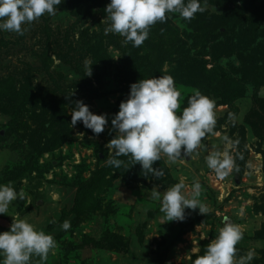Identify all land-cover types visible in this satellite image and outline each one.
<instances>
[{
  "label": "rangeland",
  "instance_id": "1",
  "mask_svg": "<svg viewBox=\"0 0 264 264\" xmlns=\"http://www.w3.org/2000/svg\"><path fill=\"white\" fill-rule=\"evenodd\" d=\"M90 2L92 6L88 13L82 11V18L77 6L63 0L55 16L45 13L23 25L22 36L0 31V42H4L0 46V80L16 74L18 89L17 93L5 89L4 94L0 90V132H4L0 138V184H10L18 193L22 190L25 197L13 201L7 214H0V232L10 230L16 217L53 235L57 246L44 264H193L227 219L244 234L236 245L237 264L249 251L255 257L251 264H264V139L248 124L252 110L263 112L264 56L260 54L255 62L261 82L251 79L246 84L247 94L236 99L233 108L222 93L209 89L208 80L214 69L243 79L242 56H247L246 51L264 50V0H255L252 8L238 12L244 27L250 29L246 34L241 35L238 26L239 35H233L231 44L223 45L219 42L223 38L218 37L198 45V60L194 51L192 58L173 47L161 56L160 71H149L137 51H149L150 41L157 42L153 38L157 31H165L161 26L169 28L162 35L166 40L177 31L187 45L197 44L183 18L168 13L167 21L151 26L148 38L138 48L131 42L125 45L119 34H104L110 24L105 10L110 0ZM234 4L240 6L242 1ZM211 7L219 8L206 5V9ZM86 61L92 64L91 76ZM169 75L181 93L178 114L196 90L215 101L214 131L219 135L207 134L191 157L175 163L162 154L153 165L164 171L159 179L144 176L141 164H134L130 156L119 157L123 161L119 169L109 166L108 142L116 135L111 120L121 101L128 98L130 85ZM8 99L15 110L5 108ZM78 100L95 114H107L109 123L103 133L94 134L82 122L71 126L70 113ZM8 131L12 134L7 138ZM59 135L63 141L57 146L53 140ZM224 136L239 140V144L229 147ZM41 141L43 149L38 150L36 144ZM217 150L229 151L239 173L217 178L206 163L207 155ZM181 179L189 198L194 182L201 183L199 199L209 212L186 209L183 221H167L160 200L152 193L160 191L162 197ZM65 220L71 222L68 230L61 227ZM204 234L207 237L201 239ZM31 264L41 262L33 257Z\"/></svg>",
  "mask_w": 264,
  "mask_h": 264
},
{
  "label": "clouds",
  "instance_id": "2",
  "mask_svg": "<svg viewBox=\"0 0 264 264\" xmlns=\"http://www.w3.org/2000/svg\"><path fill=\"white\" fill-rule=\"evenodd\" d=\"M63 0H0V31L14 32L24 35L23 25L39 20L45 13L55 16L57 6ZM107 19L110 21L104 34H119L124 37L123 43L129 42L140 47L148 38L151 26L157 22H166L168 13L178 14L191 21L195 15L206 11L200 0H110L106 5ZM87 75H92L91 63L85 62ZM73 95L71 93L69 98ZM181 93L176 88L172 76H159L140 79L130 85V94L121 101L118 113L111 120L116 135L108 142L111 157L107 164L119 169L122 156H130L141 164L144 176L149 174L156 178L164 176L161 168H154V162L160 161L162 154L168 157L169 163L185 157L201 145V141L209 133H216V104L213 99L196 90L188 98L187 106L180 109ZM71 114V126L79 122L91 129L96 135L104 132L109 123L107 114H95L82 100L74 102ZM233 114L230 113V118ZM223 141L235 148L239 140L233 141L224 136ZM243 159V156H240ZM207 166L214 171L217 178L225 179L234 171L239 173L235 158L229 151H213L206 157ZM133 164V165H134ZM183 179L170 187L161 197L160 191L153 192V198L160 200V211L167 221L185 219L186 209L199 208L200 213L207 214L209 208L199 199L202 185L195 181L191 198L184 194ZM24 199L10 184H0V214H7L9 205L17 199ZM55 222V221H53ZM63 230L71 228V222L65 220ZM239 225L224 221L218 235L207 245L203 255H198L193 264H237L234 257L236 245L243 239ZM207 234L201 236V239ZM57 246L53 235L37 230L32 224L14 217L10 230L0 232V264H31L33 257H38L41 264L47 261L51 250ZM254 252L241 257L238 264H251Z\"/></svg>",
  "mask_w": 264,
  "mask_h": 264
},
{
  "label": "trees",
  "instance_id": "3",
  "mask_svg": "<svg viewBox=\"0 0 264 264\" xmlns=\"http://www.w3.org/2000/svg\"><path fill=\"white\" fill-rule=\"evenodd\" d=\"M241 1H242V5L239 6V5L234 4V3H237V0H200L202 6H205V3L206 5L211 4L213 7L222 8L223 11L219 12L211 7V9H206V11L203 13L198 12L191 21L185 20L189 24V27L193 30V33L190 34V36L192 37L193 41H197V44L192 43L191 45H187L185 41L179 38L180 35L178 34L177 31H176L177 33L175 32L177 36L176 39H174V36H175L174 34L172 38L166 40V38L162 37V35L166 31H169L168 30L169 28L167 26L165 27L161 26L160 28H162L165 31H163L162 33L159 30L157 31L159 34L157 33L156 36L154 35L153 38L155 42L156 41L157 42L151 43L150 41L149 47L146 48V50L149 49L147 53H141L140 52L141 49H139V51H137L138 56L144 57L143 59L146 60L145 64H146V67H148V70L150 69L151 71L153 70L160 71L162 67V62H164V60L162 61L160 59L161 56L164 53H168V51L172 49L173 47H174V51L175 50L183 51L184 53L182 55L187 54L189 55V57L190 56L192 57V52L194 51L195 53L194 58L195 60H198V52L196 50L198 45L200 46L203 43H210L211 41L217 40L218 37L223 38L221 41H219L223 45H226L227 43L231 44V41H232L231 38H234L233 35H239L238 34L239 31L241 35H244L246 34L247 31L250 30L244 27L245 25L243 21L241 20V16L238 14V12L242 11L243 8H249V9L252 8L255 4V0H241ZM69 2L72 5L77 6L79 8L77 14L80 16V18L83 17V12L88 13L89 11L88 8L92 6V3L90 2V0H69ZM238 26H241V27L239 31L236 32V28ZM222 27L225 28V31H222ZM3 43L4 42H0V46ZM250 44H248L247 47H249ZM217 45L220 46V44H217ZM134 49L135 48L133 47L131 51L132 53ZM253 52L254 53L246 51L247 56L246 57L242 56L244 66L240 69V72L243 73L244 75L243 79H240L238 77L233 78L231 75L226 74L225 71H223L222 69L221 70L214 69L212 71L213 74L211 75V78L208 79L210 86H212L209 89H212V91H217L219 93H222V96L226 99L227 102H229V104H231L232 108L234 106L233 102L236 99L243 97L245 94H247L246 84L249 83L251 79L257 83L261 82L260 80L261 78L259 77V72L255 69L256 67L255 62L257 61V58L260 54L262 57L264 56V50L258 49L257 51H253ZM136 54L137 53L134 52V55ZM205 66L206 65H204V67ZM8 77L5 80L1 79L3 81L0 80V90H2L1 93L4 94L3 91H6L5 89L12 91L13 93L14 91L17 93L18 89H17V85H15L17 84L16 74L15 75L10 74ZM20 94L21 92L19 90L18 95ZM20 96L23 97L22 94ZM6 107H9V109H12V110L16 109L13 105H10L9 99H8V104L6 103L5 108ZM261 108L263 110L262 113H260V111L257 112V110H254V111L252 110L249 113L250 116L248 117L249 119L248 124L251 125L252 130L258 136L264 139V106L261 105ZM9 109H7V111ZM256 116L258 118H256ZM47 125L48 124L45 123L44 127H46ZM1 133L3 134V132H0V138H2ZM6 134L8 138L10 137L12 132L8 131L6 132ZM53 141L56 142L58 146L62 143L63 137L59 135ZM36 145H37L38 150L43 149L41 148L42 141L37 142ZM36 168H38V166H36Z\"/></svg>",
  "mask_w": 264,
  "mask_h": 264
},
{
  "label": "water",
  "instance_id": "4",
  "mask_svg": "<svg viewBox=\"0 0 264 264\" xmlns=\"http://www.w3.org/2000/svg\"><path fill=\"white\" fill-rule=\"evenodd\" d=\"M215 10H216V11H219V12H222V11H223V9L220 8V7H219V8H215ZM3 134H4V132H3Z\"/></svg>",
  "mask_w": 264,
  "mask_h": 264
}]
</instances>
